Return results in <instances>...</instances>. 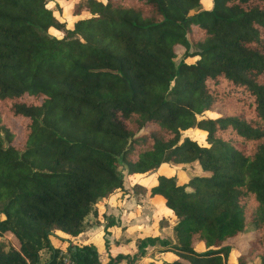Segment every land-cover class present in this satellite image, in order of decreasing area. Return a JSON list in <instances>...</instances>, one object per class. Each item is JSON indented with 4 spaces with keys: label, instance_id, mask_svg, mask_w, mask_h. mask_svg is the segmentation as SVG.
<instances>
[{
    "label": "trees",
    "instance_id": "16d2710c",
    "mask_svg": "<svg viewBox=\"0 0 264 264\" xmlns=\"http://www.w3.org/2000/svg\"><path fill=\"white\" fill-rule=\"evenodd\" d=\"M202 1L0 0V264H264V0ZM145 174L175 241L99 261Z\"/></svg>",
    "mask_w": 264,
    "mask_h": 264
},
{
    "label": "rangeland",
    "instance_id": "374dc122",
    "mask_svg": "<svg viewBox=\"0 0 264 264\" xmlns=\"http://www.w3.org/2000/svg\"><path fill=\"white\" fill-rule=\"evenodd\" d=\"M209 7L210 1L203 0L199 9ZM62 8L65 11L66 7L64 5H62ZM66 13H69V11H67ZM176 50L179 53H181L182 51L180 47H176ZM179 53H177L178 55L175 62H177L180 56ZM10 123L13 131H15L16 141H19L21 135V125L17 119H10ZM192 133L189 134L192 135ZM185 134L186 133H182L181 136H185ZM177 169L179 168H176V170L172 169L173 171L167 169H165L164 171L168 174H176L178 173ZM122 174L124 176V173ZM148 175L150 174L133 176L131 179L123 177L124 187L128 188L129 190L127 192L128 195L125 198L128 200L124 203V205L122 207H115L114 203H110V201L105 202V204L99 201L95 206V214H89L85 218V225L90 227L96 226L98 225V223H100V225L98 226L103 225L104 222L102 220L101 213H103V217H105V215L111 216L113 224L108 227V234L102 235V239L107 242L109 240H112L113 238L117 242H122V246L118 249L122 253H132L135 250L133 240L137 237H143L145 235L157 236L159 239L165 240L169 244H172V242L175 241L174 234L171 230L170 219H167V217L164 215L163 209L161 210V208L158 207L155 203H153L152 200H149L147 198L146 188L149 184ZM82 238L83 236L81 235L76 239V241L79 243L82 240H87L85 239L86 237L84 239ZM97 239H99V237H97ZM97 239L95 240L94 238H92L94 246L96 248ZM54 245L56 246L57 244L54 243ZM158 248L159 244L155 243L153 248H147L145 256L153 258L156 255H164L163 253L157 251ZM97 258L99 260L103 259L101 255L99 256L98 253ZM47 259L48 253L45 250L40 251L38 263L41 264ZM140 261L141 260L136 262V264H139ZM120 263L125 264L124 261H121Z\"/></svg>",
    "mask_w": 264,
    "mask_h": 264
},
{
    "label": "crops",
    "instance_id": "0c3cea01",
    "mask_svg": "<svg viewBox=\"0 0 264 264\" xmlns=\"http://www.w3.org/2000/svg\"><path fill=\"white\" fill-rule=\"evenodd\" d=\"M57 1L59 3H62V1L63 2L64 1H66V2L67 1L74 2V1H77V0H72V1H70V0H57ZM65 9L67 10V8H65ZM127 200L128 199H124V201L120 205V207H122ZM115 209H117V208H115ZM98 225H100V224H98ZM98 225H96L97 227L96 226H90V227H88V229L86 231H84V233L82 234V236H83L82 239H84L86 237L85 239H87V240H84V241H86V242L89 241L90 243H92L94 245L92 238H94L96 240L97 237H99V239H97V248L95 246L94 247L96 248L97 253L99 254V256L101 255L102 258H103L102 260H99V259L98 260L101 261V262H103L105 260V258H106L107 255L114 256L117 253H122L121 251L118 250L119 247L122 246L121 245L122 242H117L113 238H112V240H109V241L105 242L102 239V226H98ZM88 233H90V234H88ZM56 244H57V242H56ZM60 248H61L60 251L64 252L63 251L64 249H63L62 245L60 246ZM125 253H128V252H125ZM103 255H104V257H103ZM149 258L151 260H153V261L170 260L172 258V255L169 254V253H166L164 255L160 254L159 256L156 255L153 258H151V257H149ZM118 264H121V263H118Z\"/></svg>",
    "mask_w": 264,
    "mask_h": 264
},
{
    "label": "built area",
    "instance_id": "2783aa9c",
    "mask_svg": "<svg viewBox=\"0 0 264 264\" xmlns=\"http://www.w3.org/2000/svg\"><path fill=\"white\" fill-rule=\"evenodd\" d=\"M58 259H59L58 264H75L67 252L59 251L58 252Z\"/></svg>",
    "mask_w": 264,
    "mask_h": 264
}]
</instances>
